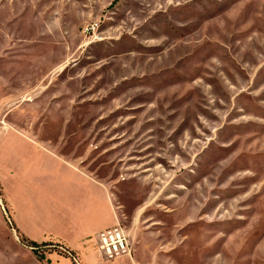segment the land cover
<instances>
[{
    "label": "rangeland",
    "instance_id": "374dc122",
    "mask_svg": "<svg viewBox=\"0 0 264 264\" xmlns=\"http://www.w3.org/2000/svg\"><path fill=\"white\" fill-rule=\"evenodd\" d=\"M59 132L115 192L120 264H264V0H0V140ZM4 189L0 264L121 258L32 245Z\"/></svg>",
    "mask_w": 264,
    "mask_h": 264
},
{
    "label": "crops",
    "instance_id": "0c3cea01",
    "mask_svg": "<svg viewBox=\"0 0 264 264\" xmlns=\"http://www.w3.org/2000/svg\"><path fill=\"white\" fill-rule=\"evenodd\" d=\"M60 126L64 131L72 125ZM74 136L59 132L55 140L4 137L0 173L12 219L23 236L37 243L55 239L71 250H87L89 239L95 240L98 233L119 222L120 210L108 179L91 168L87 157L91 148L85 152L80 145L70 144L82 140ZM90 254L84 255L87 264ZM126 257L132 256H123L115 264L129 262Z\"/></svg>",
    "mask_w": 264,
    "mask_h": 264
},
{
    "label": "built area",
    "instance_id": "2783aa9c",
    "mask_svg": "<svg viewBox=\"0 0 264 264\" xmlns=\"http://www.w3.org/2000/svg\"><path fill=\"white\" fill-rule=\"evenodd\" d=\"M98 28V23L92 22L88 23L83 31L87 34H91L95 33ZM89 243L94 244L98 249V253L109 260L122 256H132L133 248L131 245L132 242L129 240V234L119 222L113 227L102 230L97 234L95 240L88 242V244ZM76 262L77 264H82L78 260H76Z\"/></svg>",
    "mask_w": 264,
    "mask_h": 264
},
{
    "label": "trees",
    "instance_id": "16d2710c",
    "mask_svg": "<svg viewBox=\"0 0 264 264\" xmlns=\"http://www.w3.org/2000/svg\"><path fill=\"white\" fill-rule=\"evenodd\" d=\"M31 244L32 245H37V241L35 242V241H31Z\"/></svg>",
    "mask_w": 264,
    "mask_h": 264
}]
</instances>
